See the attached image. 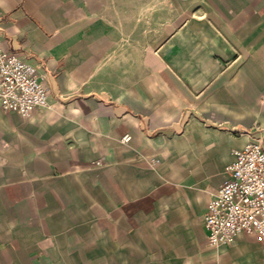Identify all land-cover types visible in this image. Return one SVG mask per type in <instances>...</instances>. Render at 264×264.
I'll return each instance as SVG.
<instances>
[{
	"label": "crops",
	"instance_id": "obj_1",
	"mask_svg": "<svg viewBox=\"0 0 264 264\" xmlns=\"http://www.w3.org/2000/svg\"><path fill=\"white\" fill-rule=\"evenodd\" d=\"M0 42L49 91L0 112V264H264L202 222L264 146V0H0Z\"/></svg>",
	"mask_w": 264,
	"mask_h": 264
},
{
	"label": "built area",
	"instance_id": "obj_2",
	"mask_svg": "<svg viewBox=\"0 0 264 264\" xmlns=\"http://www.w3.org/2000/svg\"><path fill=\"white\" fill-rule=\"evenodd\" d=\"M49 91L36 66L0 42V112L28 115L48 104ZM124 135L122 140H128ZM226 179L213 192L202 215L209 245L231 244L246 234L264 242V146L259 140L246 142L232 151Z\"/></svg>",
	"mask_w": 264,
	"mask_h": 264
}]
</instances>
